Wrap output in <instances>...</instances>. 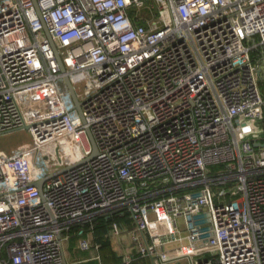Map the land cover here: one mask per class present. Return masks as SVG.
<instances>
[{"label": "built area", "instance_id": "built-area-1", "mask_svg": "<svg viewBox=\"0 0 264 264\" xmlns=\"http://www.w3.org/2000/svg\"><path fill=\"white\" fill-rule=\"evenodd\" d=\"M261 84L264 0H0V264L119 211L153 264H264Z\"/></svg>", "mask_w": 264, "mask_h": 264}, {"label": "crops", "instance_id": "crops-1", "mask_svg": "<svg viewBox=\"0 0 264 264\" xmlns=\"http://www.w3.org/2000/svg\"><path fill=\"white\" fill-rule=\"evenodd\" d=\"M123 224L129 225L130 220L128 219L127 222ZM81 233L82 231L80 232V234ZM66 234L69 236L68 242L66 244V258L73 264H114L112 262L113 253H115V255L122 256L133 255V253H136L135 244L129 241V236L127 234H123L119 237H109L110 242L108 243V245L106 244V247H104L105 245L102 246V243H100V241H98L96 237L83 233V237L89 238L92 244H100L99 249L91 248L88 251L79 249V236H77L76 232L68 231L66 232ZM135 261V264H153L152 260L148 258H138Z\"/></svg>", "mask_w": 264, "mask_h": 264}, {"label": "trees", "instance_id": "trees-1", "mask_svg": "<svg viewBox=\"0 0 264 264\" xmlns=\"http://www.w3.org/2000/svg\"><path fill=\"white\" fill-rule=\"evenodd\" d=\"M262 91L264 92V85H260ZM121 213V211H119ZM119 212H114L109 216H98L91 220V222L88 223H79V224H73L71 225L70 229L68 230L69 232L74 231L77 233V236H83V233H86L88 235H92L97 238L101 245L106 247V244L110 242L109 238L106 237L107 232L110 228L111 223L114 220H118L121 223H126L128 220V217L126 213L121 214ZM80 230V231H79ZM82 233L80 234V232ZM79 233V234H78ZM77 238V237H76ZM103 241V242H102ZM101 246V247H102ZM134 260L130 263L124 262L123 256L122 255H115L113 253L112 258H113V263L114 264H135V260L138 259L137 253H133ZM143 259V258H141Z\"/></svg>", "mask_w": 264, "mask_h": 264}, {"label": "rangeland", "instance_id": "rangeland-1", "mask_svg": "<svg viewBox=\"0 0 264 264\" xmlns=\"http://www.w3.org/2000/svg\"><path fill=\"white\" fill-rule=\"evenodd\" d=\"M31 139V134L26 129L6 133L0 135V147L5 150H10L21 143L30 141Z\"/></svg>", "mask_w": 264, "mask_h": 264}, {"label": "water", "instance_id": "water-1", "mask_svg": "<svg viewBox=\"0 0 264 264\" xmlns=\"http://www.w3.org/2000/svg\"><path fill=\"white\" fill-rule=\"evenodd\" d=\"M61 70H63V66H61ZM64 80H65L66 86L68 87V90H69V92L71 94V97H72V99H73V101L75 103V107H76L77 111L80 113L81 112V104H80V102L78 101V99H77V97L75 95L73 87H72V85H71V83H70V81H69L67 76L64 77ZM25 128H27V127H25ZM91 138H92V136H91ZM92 142H93V147H94V152H93V156H94L97 153V147L95 146L93 138H92ZM255 145L256 146H264V143L256 142Z\"/></svg>", "mask_w": 264, "mask_h": 264}]
</instances>
